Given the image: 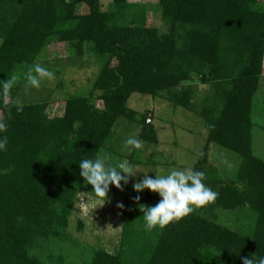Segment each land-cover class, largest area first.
Listing matches in <instances>:
<instances>
[{
	"label": "trees",
	"instance_id": "trees-1",
	"mask_svg": "<svg viewBox=\"0 0 264 264\" xmlns=\"http://www.w3.org/2000/svg\"><path fill=\"white\" fill-rule=\"evenodd\" d=\"M157 3L165 32L148 26L143 2L111 0L103 9L101 0H0V80L20 77L0 95V120L7 124L0 135L8 138L0 151V264H46L44 246L59 251L66 243L69 251L78 245L68 228L78 195L99 198L80 176L82 159L115 166L114 157L126 158L133 168L143 163L137 149L123 151L129 133L139 127V140L159 139L147 114L129 106L134 93L202 117L207 140L191 170L203 171L217 196L149 231L139 205L159 200H150L151 190L134 191L131 178L120 202L119 247H94L89 264H242L243 257L264 256V157L253 136L264 76V0ZM57 42L74 56L86 50L104 56L90 91L67 97L54 115L50 100L23 103L17 112L23 74L52 55ZM199 85L208 88L200 92ZM211 143L229 152V165L210 161ZM55 253L50 264H77Z\"/></svg>",
	"mask_w": 264,
	"mask_h": 264
},
{
	"label": "rangeland",
	"instance_id": "rangeland-1",
	"mask_svg": "<svg viewBox=\"0 0 264 264\" xmlns=\"http://www.w3.org/2000/svg\"><path fill=\"white\" fill-rule=\"evenodd\" d=\"M132 1L148 5V26H157L160 32L166 31V27L159 17L157 0ZM110 2L111 0H101L103 9H106ZM51 45L52 55L41 58L35 63L39 62L52 71L53 78L43 80L39 89L31 88L27 92L23 83L15 100H20L23 103L50 100L52 102L50 114L54 115L62 111L64 100L67 97L85 95L90 91L93 80L101 69L104 56L92 55L87 50L81 56H74L71 55L67 44L57 42ZM206 88L208 87L205 85H199L200 92ZM128 103L134 110L146 113L147 117L153 119L151 124L156 127L159 139L157 144L140 139L143 146L137 149L136 154L143 160V163L134 167V171L137 172L132 177V183L142 179L145 173L153 178L155 175L166 176L172 170H191L198 150L207 140V130L202 117L182 106H174L162 97L134 93ZM255 104L254 121L257 125L253 128L254 142L258 145L256 146L259 148H257L258 153L264 157V76L255 95ZM138 132L139 127L134 128L129 133V137L139 139ZM210 146L209 159L211 162H215L217 165L230 164L227 154L229 152L220 149L214 143H211ZM130 149V146H123V151L128 152ZM114 160L128 162L126 158L120 160L118 157H114ZM110 188L111 193L108 200L97 198L86 192H81L78 195L68 227L78 245H74L69 251L66 243L57 246L59 251L53 245H46L48 248L46 246L40 248L48 262L46 264L51 263L48 261L50 260L48 255L53 252L63 254L67 262L70 257V260L77 264H89L94 247L100 246L109 252H114L119 247L124 226V213L119 205H121L124 187L121 190L110 185ZM152 195L153 198L150 200L161 199L155 192ZM227 218L230 224L235 227L234 215L228 213ZM79 219L83 222L82 229L78 227Z\"/></svg>",
	"mask_w": 264,
	"mask_h": 264
},
{
	"label": "clouds",
	"instance_id": "clouds-1",
	"mask_svg": "<svg viewBox=\"0 0 264 264\" xmlns=\"http://www.w3.org/2000/svg\"><path fill=\"white\" fill-rule=\"evenodd\" d=\"M53 75L54 73L41 63H34L23 74L25 91L27 92L31 88L39 89L41 82L45 79H52ZM19 79L18 75L13 74L6 80H0V95L7 96ZM15 107L17 112H22L23 102L17 100ZM6 129V122L0 120V133ZM7 144V136L0 135V151H4ZM124 144L135 149H140L143 146L139 139L133 137L126 139ZM78 165L80 176L87 184L92 185V191L99 198L107 197L110 185L122 190L137 172L126 161H121L113 166L106 164L105 160L101 158L82 159ZM204 178L205 173L203 171L172 170L166 176L155 175L154 178L145 173L142 179L135 181L132 188L137 193L148 189L157 193L161 198L154 206L139 205L143 213L145 229L151 231L156 227L164 228L170 222L179 221L196 208L214 201L217 193L203 182ZM133 199L139 201L140 196L137 195ZM119 207H123V205L121 204ZM242 264H264V256L258 258L243 257Z\"/></svg>",
	"mask_w": 264,
	"mask_h": 264
},
{
	"label": "built area",
	"instance_id": "built-area-1",
	"mask_svg": "<svg viewBox=\"0 0 264 264\" xmlns=\"http://www.w3.org/2000/svg\"><path fill=\"white\" fill-rule=\"evenodd\" d=\"M147 122L148 123L152 122V118L148 117Z\"/></svg>",
	"mask_w": 264,
	"mask_h": 264
}]
</instances>
